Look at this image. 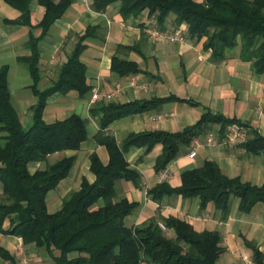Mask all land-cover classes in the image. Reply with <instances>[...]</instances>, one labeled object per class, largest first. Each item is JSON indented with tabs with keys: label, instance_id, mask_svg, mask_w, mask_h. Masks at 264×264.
<instances>
[{
	"label": "trees",
	"instance_id": "16d2710c",
	"mask_svg": "<svg viewBox=\"0 0 264 264\" xmlns=\"http://www.w3.org/2000/svg\"><path fill=\"white\" fill-rule=\"evenodd\" d=\"M20 13L15 25L33 29L30 6L33 0H3ZM75 0H38L45 9V16L37 27L46 36ZM119 5L124 20L137 19L143 13L155 18L159 26L174 18L177 26L185 25L189 40L204 42L205 51L212 52V59L223 61L239 48V58L252 63L254 72L264 76V0H92V9L104 13ZM98 28H89L60 69L52 85L41 90L40 39L30 37L31 56L25 58L33 82L31 88L37 105L34 123L24 130L11 103L8 85V69L0 70V234L21 238L24 245L45 249L55 264H217L224 252L217 232H198L194 227L175 217L151 218L141 225L129 227L126 220L140 207L127 199L116 201L115 185L120 180L138 183L139 177L125 158L131 149L152 151L162 146V155L155 164L156 173L167 171L183 149L203 135V127H219V137L224 139L230 126H239L236 120H228L211 113L203 115L197 125L181 133L165 132L132 134L121 143L106 134L116 121L145 114L167 103L196 104L176 97L153 99L126 105L98 104L92 110L100 118L101 130L95 141L106 149L109 162L104 165L97 155L90 157L94 183L82 180L80 190L69 193L61 209L50 213L47 196L66 179L74 168L76 158H64L50 162L52 156L65 152H78L89 136L83 120L77 116L63 122L46 124L44 113L48 101L55 95L77 93L86 97L91 93L87 84L88 70L81 62L87 50L86 42L94 39ZM125 52H137L136 48H121ZM111 72L120 78L142 73L133 62L114 56ZM241 149L248 155L264 154V138L250 131ZM32 163L42 165L31 173ZM182 184L173 188L163 182L149 191L155 202L165 196L184 199L198 198L201 207L213 203L217 210L228 211L231 198L239 201L238 209L249 213L256 204L264 205V184L254 186L239 179L225 177L212 162H205L195 171L181 176ZM9 227L5 228V223ZM163 224L165 230L160 227ZM175 233V238L167 235ZM254 264H264V255L249 244ZM0 259L9 264H19L14 255L0 244Z\"/></svg>",
	"mask_w": 264,
	"mask_h": 264
},
{
	"label": "crops",
	"instance_id": "0c3cea01",
	"mask_svg": "<svg viewBox=\"0 0 264 264\" xmlns=\"http://www.w3.org/2000/svg\"><path fill=\"white\" fill-rule=\"evenodd\" d=\"M194 1L201 3V0ZM30 11L33 29L15 25L20 13L0 0V70L8 69L11 103L24 130L33 126L34 108L37 105L31 90L33 82L29 69L23 62L31 56L30 37L40 39L38 50L41 54L42 79L39 88L45 90L68 62L78 39L89 28L99 29L95 38L86 42L87 50L81 57L88 70L87 84L91 93L86 97L74 92L67 96L55 95L48 101L44 113V121L48 125L63 122L73 115L79 116L89 136L80 151L65 152L49 159L55 162L76 158L69 176L47 196L50 213L61 209L62 200L69 193L80 190L83 179L89 183L95 182L96 176L91 171L92 155H97L104 165L109 162L106 149L95 141L101 126L100 118L94 117L92 110L98 104L126 105L170 97L196 104L193 107L186 103H167L154 111L116 121L105 132L119 143L132 134L181 133L197 125L206 113L236 120L242 126L237 127L245 133V141L250 131L264 138V76L254 72L252 63L239 58V48L229 58L216 61L212 59L211 51L204 50L205 41L198 43L189 40L187 27L177 26L173 17L162 27L148 12L137 19L124 20L119 14L118 4L104 13H96L92 9V0H88V5L83 0H75L43 37L42 30L37 27L44 19L45 9L38 4V0H33ZM150 32L162 35L164 40L151 38ZM178 32L185 42L170 43L168 39ZM121 48H136L137 52H125ZM114 56L137 64L142 73L128 78L116 76L111 72ZM95 92L100 101L92 103ZM218 132L219 127L215 125L203 127V135L190 148L183 149L167 171L160 174L154 168L162 155V146H156L152 151L147 148L131 149L125 158L130 169L137 173L139 181H118L115 200L127 199L140 204L126 220L129 227L141 225L155 217H175L190 223L198 232L214 231L220 235V246L224 252L217 264H254L249 244L256 246L264 255V205L256 204L249 213H242L238 209V199L231 198L228 211L224 213L217 210L213 203L202 208L198 198L184 199L173 195L155 202L149 195L152 188L163 182L173 188L181 186L182 174L200 169L205 162L216 164L229 179H239L254 186L263 185L264 154H246L241 149L244 142L228 146ZM210 135L215 137L212 146L207 144ZM195 142L198 146L194 145ZM192 153H196L194 159H190ZM41 168L39 163L28 166L31 173ZM8 227L7 221L5 228ZM167 235L175 238L172 230H167ZM0 244L15 256L19 264H55L45 249L24 245L21 238L0 234ZM0 264L9 263L0 259Z\"/></svg>",
	"mask_w": 264,
	"mask_h": 264
},
{
	"label": "built area",
	"instance_id": "2783aa9c",
	"mask_svg": "<svg viewBox=\"0 0 264 264\" xmlns=\"http://www.w3.org/2000/svg\"><path fill=\"white\" fill-rule=\"evenodd\" d=\"M83 2H84V4L88 5V0H83ZM150 36H151V38L156 39V40H161V41L164 40L162 35L154 33V32H150ZM168 41L170 43H175V42L184 43L185 38L182 36V34L180 32H178L175 34L174 37L169 38ZM144 90H146V89H144ZM99 101H100V97L97 94V92H95L92 96V103L99 102ZM245 139H246L245 133L240 128H238L237 126H230L227 128L223 140H224V143L226 145L230 146V145H233V144L238 143V142L243 143V142H245ZM214 141H215L214 135H210L207 139L208 146H212L214 144ZM194 145L198 146V143L195 142ZM195 157H196V153H192L190 155V159H194ZM160 227L165 230V227L163 224H160Z\"/></svg>",
	"mask_w": 264,
	"mask_h": 264
},
{
	"label": "rangeland",
	"instance_id": "374dc122",
	"mask_svg": "<svg viewBox=\"0 0 264 264\" xmlns=\"http://www.w3.org/2000/svg\"><path fill=\"white\" fill-rule=\"evenodd\" d=\"M53 163V162H52Z\"/></svg>",
	"mask_w": 264,
	"mask_h": 264
}]
</instances>
